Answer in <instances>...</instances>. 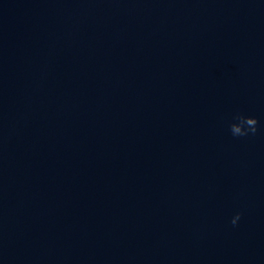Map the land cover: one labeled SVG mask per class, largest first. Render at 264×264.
<instances>
[{
  "label": "water",
  "instance_id": "1",
  "mask_svg": "<svg viewBox=\"0 0 264 264\" xmlns=\"http://www.w3.org/2000/svg\"><path fill=\"white\" fill-rule=\"evenodd\" d=\"M0 264H264V0H0Z\"/></svg>",
  "mask_w": 264,
  "mask_h": 264
},
{
  "label": "clouds",
  "instance_id": "2",
  "mask_svg": "<svg viewBox=\"0 0 264 264\" xmlns=\"http://www.w3.org/2000/svg\"><path fill=\"white\" fill-rule=\"evenodd\" d=\"M259 121L257 118L249 115H245L241 112H236L232 116V122L229 124V131L233 137H247L249 135H255L258 131ZM241 214L237 213L233 219L232 224L235 225L240 219Z\"/></svg>",
  "mask_w": 264,
  "mask_h": 264
}]
</instances>
